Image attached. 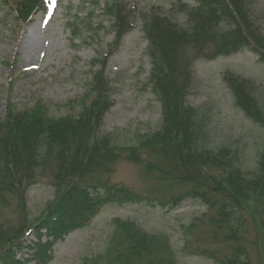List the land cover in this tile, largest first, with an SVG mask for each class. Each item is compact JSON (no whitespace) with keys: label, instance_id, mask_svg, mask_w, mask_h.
<instances>
[{"label":"trees","instance_id":"obj_1","mask_svg":"<svg viewBox=\"0 0 264 264\" xmlns=\"http://www.w3.org/2000/svg\"><path fill=\"white\" fill-rule=\"evenodd\" d=\"M196 1L189 10V27L159 14L146 21L153 58L151 79L162 102V123L138 144L118 146L102 131L111 105L103 68L94 72L85 96L89 101L83 99L85 105L75 115H49L42 100L32 108L7 104L0 116V208L13 200L19 224L0 221V264L31 260L47 264L55 241L88 224L108 203H153L157 199L175 206L187 197L210 208L209 239L227 248L221 264H254L253 245L260 248L264 259V150L256 168L247 170L234 148L201 145L205 127L187 101L192 70L184 54L194 49L212 58L250 47L264 60V32L252 16L251 0ZM44 2L12 0V9L18 20L29 24ZM123 5L114 0L108 6L119 39L131 27ZM224 77L237 105L264 125V111L252 93L251 81L230 71ZM142 149L151 154L143 162L146 171L161 188L167 187V193L156 197L112 180L121 154L126 152L127 159L142 162ZM47 168H52L55 195L29 227L27 190ZM118 227L105 255L109 263L178 264L165 233L149 232L133 221H120ZM32 231L36 239L26 243ZM44 235L53 239L43 241ZM24 248L29 257L19 256Z\"/></svg>","mask_w":264,"mask_h":264},{"label":"rangeland","instance_id":"obj_2","mask_svg":"<svg viewBox=\"0 0 264 264\" xmlns=\"http://www.w3.org/2000/svg\"><path fill=\"white\" fill-rule=\"evenodd\" d=\"M113 1L45 0L34 20L24 24L13 12L12 0H0V116L9 103L22 109L32 108L41 100L49 115H75L84 101H89L85 96L94 72L103 68L111 105L104 115L102 131L112 142L136 145L141 137L161 126L162 102L151 79L153 58L146 21L159 14L189 27V10L197 1L120 0L131 22L120 39L108 8ZM250 7L264 32V0H251ZM184 54L192 70L187 101L205 127L201 145H228L239 152L244 169L254 170L264 150V125L237 105L224 76L230 71L250 80L252 93L264 111V60L250 47L212 58L196 54L194 49ZM140 153L142 162L127 159L123 152L112 180L156 197L167 193V187L162 185V189L143 165L150 152L142 149ZM54 195L52 168H47L27 190L29 227ZM210 212L205 203L193 197L175 206L163 205L157 199L153 203H108L88 224L55 241L47 264H111L105 255L120 221H133L149 232L168 235L178 264H221L227 248L209 239ZM199 219L202 222L195 223ZM0 221L19 224L13 200L0 208ZM33 232L27 235L26 243L36 239ZM250 232L254 237L252 227ZM49 239L53 237L43 236V241ZM252 247L254 264H264L260 248ZM19 256L29 257L30 253L24 248Z\"/></svg>","mask_w":264,"mask_h":264}]
</instances>
